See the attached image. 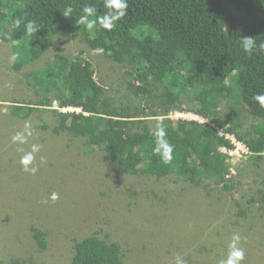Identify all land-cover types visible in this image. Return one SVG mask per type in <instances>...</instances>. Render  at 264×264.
Wrapping results in <instances>:
<instances>
[{
    "label": "trees",
    "instance_id": "trees-1",
    "mask_svg": "<svg viewBox=\"0 0 264 264\" xmlns=\"http://www.w3.org/2000/svg\"><path fill=\"white\" fill-rule=\"evenodd\" d=\"M89 3L96 5L98 15L104 13L103 0H0V40L19 57L12 66L15 72L42 58L53 40L63 45L64 39L76 37L90 51L102 48L103 56L124 70L125 82L120 85L124 95L95 80L96 70L82 57L84 50L72 58L56 54L45 67L25 74L28 100L14 101L4 116L24 123L35 114L42 119L49 114L54 124L44 121L40 130L51 132L52 138L62 134L81 138L84 147L100 156L101 164L122 174L156 181L173 176L193 190L218 191V201L233 194L227 158L220 152L231 143L208 124L176 122L166 116L186 112L209 121L246 144L251 152L248 161L259 167L264 159V106L254 97L264 94V55L245 54L239 38L264 41V0H128L127 15L116 27L107 31L97 25L94 34L76 25L80 10ZM68 5L74 9L73 17L65 18L62 12ZM16 18L35 20L42 29L29 37L23 24L13 26ZM128 97L138 103L130 105ZM66 108L80 112H61ZM156 117L165 118L161 123L174 145L169 164L152 151L154 129L148 123ZM247 119L250 126L244 124ZM260 194L264 204V193ZM28 230L39 257L47 254L49 232ZM57 245L53 247L57 255L48 257L58 258ZM72 250L69 264L124 260L122 248L108 242V236L74 241ZM199 251L207 249L202 246ZM5 255L0 264L35 261L33 256Z\"/></svg>",
    "mask_w": 264,
    "mask_h": 264
},
{
    "label": "rangeland",
    "instance_id": "rangeland-1",
    "mask_svg": "<svg viewBox=\"0 0 264 264\" xmlns=\"http://www.w3.org/2000/svg\"><path fill=\"white\" fill-rule=\"evenodd\" d=\"M80 50L95 68V80L124 95L125 88L120 86L125 82L124 70L88 50L76 37L64 39L63 45L54 41L42 58L20 72L12 69L15 62H10L9 44L0 40V260L13 252V257L33 256L34 264H57L58 259L59 264H69L74 241L108 236V242L120 244L123 264H175L177 257L185 264H219L232 235L239 233L245 248L243 264H264V205L258 202V195L264 193V159L259 167L248 160L230 161L233 194L218 201V191L193 190L173 176L156 181L101 164L100 156L84 147L81 138L66 134L52 138L51 132L40 130L44 121L54 124L49 114L44 119L40 114L32 116L33 135L28 143L12 142L24 123L4 114H9L14 101L28 100V86L22 81L25 74L45 67L56 54L77 56ZM128 98L130 105L138 103ZM32 144L41 146L35 175L21 170L23 153L17 151L19 147L28 151ZM41 156L46 163L40 162ZM52 192L60 198L50 200ZM251 198L254 204L249 205ZM32 227L49 232L47 254L57 255L53 247L58 244V258L39 257L28 230ZM202 246L207 249L204 253L199 251Z\"/></svg>",
    "mask_w": 264,
    "mask_h": 264
},
{
    "label": "clouds",
    "instance_id": "clouds-1",
    "mask_svg": "<svg viewBox=\"0 0 264 264\" xmlns=\"http://www.w3.org/2000/svg\"><path fill=\"white\" fill-rule=\"evenodd\" d=\"M103 7L105 9L104 13L102 15H98L97 14L98 9L96 5L91 3L85 4L80 10L79 20L76 22V25L77 26L84 25L86 29L92 32L93 34L95 33L97 25H99V27L104 30L111 31L116 27L117 22L121 21L127 15L129 4H128V0H103ZM73 12H74L73 7L71 5H68L62 12V15L65 18L73 17ZM21 24L24 25L25 35L29 37L36 35L37 32L40 29H42L41 26L35 20H31V19L26 20L25 18H16L13 20V26L15 28H19ZM239 39H240V47L242 48L245 54L249 56L253 54L264 55V41L258 43L257 40L254 38V36H244ZM13 43L15 44L16 41L14 40ZM103 51L104 50L100 48L97 49V51L95 52L92 51V52L101 54L103 56V54L101 53ZM59 55H63V54L59 53ZM66 57L72 58L74 56H66ZM18 59H19L18 55L16 53H13V55L10 57V62H16ZM9 86L11 87V85ZM254 99L258 101L261 104V106H264V94H257L254 97ZM57 108L58 107H56L55 105L54 109ZM61 112H80V110L73 108H66V109H61ZM187 115H189L190 118H188ZM166 118L176 122L188 121V122H198L201 124H208L215 129L216 133L220 137H224V139L228 140L231 143V148L225 147L220 149V152L223 155H225L227 158L226 164L229 167V175L227 176V178H231L233 174L232 173L233 171L230 168V166L232 165L230 161H237L236 163H240L243 160H248L249 156L251 155L248 146L243 142H241L240 140H238L234 135L225 133L222 129L217 128L209 121L204 120L192 113L173 111L168 116H166ZM161 119L164 120L165 118L156 117L149 119L152 120L154 123V127H151V125H149L150 128L154 129L151 133L154 139V147L152 151L154 155L160 157L161 161L164 164H169L173 160L174 145L170 143L168 139V131L166 127L163 125V123H161L163 121ZM248 121H249L248 119L244 120V124L250 126V124L247 123ZM156 122L158 123L156 124ZM32 135H33V129H32L31 121L26 120L24 122L23 131H17L14 135H12L11 140L13 143L24 145L28 143V138L31 137ZM40 150H41V146L39 144H32L30 150L28 151H25L23 147H19L17 149V151L23 153V155H21L19 159V164L22 171L30 173L32 175L36 174V172L38 171V167L34 162L36 161V154L39 153ZM40 162L46 163V160L43 156L40 157ZM124 175H128V174H124ZM260 196L261 194L258 195V202H260L259 201ZM59 198L60 196L59 193L57 192H52L49 197V199L52 201H56ZM81 240H77V241H81ZM241 241H242V237L240 236L239 233H234L232 235L231 241L228 244L227 255L224 259L219 261V264H243V262L245 261V248L242 246ZM175 264H185V261L182 258L177 257L175 260Z\"/></svg>",
    "mask_w": 264,
    "mask_h": 264
}]
</instances>
